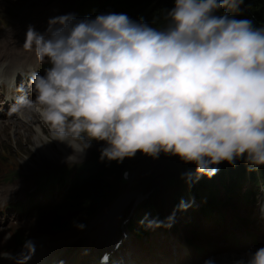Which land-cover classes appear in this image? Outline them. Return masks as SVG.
Here are the masks:
<instances>
[{"label":"clouds","instance_id":"1","mask_svg":"<svg viewBox=\"0 0 264 264\" xmlns=\"http://www.w3.org/2000/svg\"><path fill=\"white\" fill-rule=\"evenodd\" d=\"M243 3L173 0L162 28L115 12L56 16L45 33L30 25L23 48L49 66L44 74L31 71L34 99L18 95L13 111L26 119L37 114L52 139L79 155L97 140L105 142L101 160L163 152L194 163L197 177L214 176L223 161L236 166L242 159L258 170L264 166V27L214 14ZM18 91L24 93L23 85ZM235 264H264V247Z\"/></svg>","mask_w":264,"mask_h":264},{"label":"rangeland","instance_id":"2","mask_svg":"<svg viewBox=\"0 0 264 264\" xmlns=\"http://www.w3.org/2000/svg\"><path fill=\"white\" fill-rule=\"evenodd\" d=\"M78 2L80 0H0V60L11 61V63L23 60L25 56L23 44L28 27L30 25L45 27L50 18L67 14L75 15ZM245 8L249 10L247 6ZM227 15H231L237 20H250L248 11L246 13L232 11ZM3 111L4 108L0 105V113ZM18 117V119L0 120V174L3 175L0 177V198H7L21 186L20 180L14 181L13 179L14 171L26 174L25 182L28 186L19 194L20 198H24L26 191L35 187L36 179L40 173L82 161H92L94 156L100 153V149L105 146L104 141L92 140L91 147L86 148L80 155L72 152L70 154L65 153L56 146L48 125L37 114H32L27 119L21 118V115ZM86 141L87 136L85 135L84 142ZM43 146L48 147L47 150L50 155L42 152ZM238 161L243 165L242 159V162ZM195 166L194 163H184L178 156L166 155L163 152L158 158L141 152L133 157L132 162L127 167L135 173L134 178L126 185L120 183L119 189L120 191L123 190L124 196L132 195L130 201L141 196L138 201L131 204V209L134 211H139L141 203L147 200L154 190H157L154 205L160 206L163 203L161 196L163 181L168 178L169 174H189ZM189 175L193 176L194 174ZM4 176H13V178L7 179ZM105 179L109 182L115 180L114 177L109 176ZM2 182L8 184L2 187ZM144 189H148L150 193L147 191L142 195ZM62 193L59 190L55 191L49 198H40L36 205L19 211L12 206L5 210L4 202H1L0 250L12 249L14 246L9 247L8 244L14 242V236L20 231L28 232L30 227L35 225L36 213L34 210L38 207L48 206V204L50 206L56 204ZM233 204V201L225 200L223 206L231 207ZM252 207L250 204L246 211L244 209L238 211L241 215L240 222L242 225L234 223L230 217L220 220L217 213L211 216L194 213L191 217L194 223L186 227H195L197 231L196 240L201 244L206 243L209 235L213 237L210 243L212 244L211 251L227 259L235 260L238 258H234V256L241 257L249 251L264 247V244L261 243L264 241V211H259L257 208L253 211ZM170 213L171 210L167 209L165 214ZM78 214L80 217L83 215L86 218L87 212L86 210L78 211ZM88 223V226L85 229L83 227L81 231L67 229L57 233L48 232L46 236L48 243L45 245L48 252L47 257H49L48 262L45 261L46 257L41 260L34 259L29 264H62L69 256V251L66 249H70L69 246L73 244L70 247H74L76 251L80 245H77L76 242H84L86 239L84 252L89 254L93 248L94 238L100 239V233L105 231L107 223L103 222L101 225L94 224L93 221ZM255 241L258 242V247ZM144 243L150 245L147 240ZM49 251L58 253L49 256ZM159 253L161 255L166 254L164 260L169 264H176L173 261L174 253H178L180 258L183 257L180 248L174 246L170 249L161 248ZM87 257L88 255L84 256L79 252L76 257L73 256L75 262L71 261L70 264H87ZM8 259L9 256L0 257V264H7ZM160 260H163L160 256L154 258V261ZM15 264H21V262L17 261Z\"/></svg>","mask_w":264,"mask_h":264},{"label":"trees","instance_id":"3","mask_svg":"<svg viewBox=\"0 0 264 264\" xmlns=\"http://www.w3.org/2000/svg\"><path fill=\"white\" fill-rule=\"evenodd\" d=\"M173 6V0H82L80 16L82 18H95V16L102 13H124L134 21L143 20L150 26L162 28L166 24V11ZM244 6H247L249 10ZM238 11L243 13L248 11L253 25L264 27V0H244ZM229 12L232 11L227 8H220L214 14L220 16ZM228 16L231 17V15ZM138 153L141 152L138 151L136 154ZM132 159L133 157H126L122 162L101 160L100 153H98L92 161L75 164L73 166L75 176L71 183L72 195L68 196L69 203L78 204L81 201L85 203L89 198L96 195L101 200L107 201L112 193L117 190L116 186L120 174L123 169L128 167ZM217 167L220 172L217 177H215L216 174L212 177L206 175L196 177V166L192 168L189 174L194 175L191 176L192 181L189 179V182L194 194L204 192L210 196L213 195V190L219 181L224 183V187L228 191V176L231 178L233 185L245 178L244 165L240 164L238 160L236 166L223 161ZM259 175L264 178V166H260ZM108 176L114 177L115 180L109 182L105 179ZM196 182H198L197 185H195ZM145 208H147V205H145Z\"/></svg>","mask_w":264,"mask_h":264},{"label":"bare ground","instance_id":"4","mask_svg":"<svg viewBox=\"0 0 264 264\" xmlns=\"http://www.w3.org/2000/svg\"><path fill=\"white\" fill-rule=\"evenodd\" d=\"M59 16H61V15H59ZM48 28V24L45 26V27H41V26H39V25H35L34 26V29L37 31V32H40V33H45L46 32V29ZM24 41H25V39H24ZM5 56V55H4ZM3 62H5V61H1L0 60V64L1 63H3ZM38 62H40V60H39V58L37 57V55L35 54V51L33 50V51H26L25 50V56H24V58H23V60H21V61H17V62H13L12 63V65L13 66H16V65H18V64H21L22 66H26V65H28L29 63H38ZM17 74H20V72H18ZM14 76H15V73L13 72V73H10V75L9 76H7L6 78H5V80L7 81V82H9V83H12L13 84V82H14ZM39 117V116H38ZM19 118V117H18ZM17 118V119H18ZM21 118H22V116H21ZM1 125V124H0ZM13 125H15V124H13ZM38 143V142H37ZM55 143H56V146H58V148L60 149V150H62V151H64L65 153H69L70 154V152H72V153H75L74 152V150H73V148L71 147V146H69V144L66 142V141H60V140H57V139H55ZM41 144V143H40ZM39 144V145H40ZM52 147L54 146V145H51ZM50 147V146H49ZM48 147H46V146H43L42 147V152L43 153H45L46 155L48 154V153H50V152H48ZM71 153V154H72ZM48 155H50V154H48ZM43 157H45V156H43ZM13 192V191H12ZM237 259H235L234 261H236ZM41 264V263H40Z\"/></svg>","mask_w":264,"mask_h":264}]
</instances>
